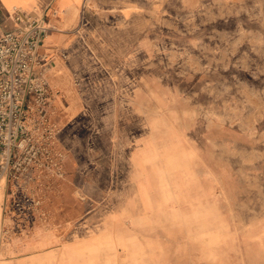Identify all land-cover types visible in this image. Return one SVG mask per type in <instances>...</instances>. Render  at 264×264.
Listing matches in <instances>:
<instances>
[{
  "label": "rangeland",
  "instance_id": "1",
  "mask_svg": "<svg viewBox=\"0 0 264 264\" xmlns=\"http://www.w3.org/2000/svg\"><path fill=\"white\" fill-rule=\"evenodd\" d=\"M140 12L64 65L0 264H264V0Z\"/></svg>",
  "mask_w": 264,
  "mask_h": 264
},
{
  "label": "built area",
  "instance_id": "2",
  "mask_svg": "<svg viewBox=\"0 0 264 264\" xmlns=\"http://www.w3.org/2000/svg\"><path fill=\"white\" fill-rule=\"evenodd\" d=\"M14 16L23 27L0 32V183L16 185L32 176L43 154L37 137H51L53 60L41 54L51 30L45 18Z\"/></svg>",
  "mask_w": 264,
  "mask_h": 264
},
{
  "label": "crops",
  "instance_id": "3",
  "mask_svg": "<svg viewBox=\"0 0 264 264\" xmlns=\"http://www.w3.org/2000/svg\"><path fill=\"white\" fill-rule=\"evenodd\" d=\"M144 9H149V0H0V32H16L23 27L15 21V11L23 17L35 13L45 18L51 30L41 54L53 60L49 80L54 91L61 86L58 82L69 57L74 58V49L87 43L85 33H111L115 21L122 17L133 25ZM103 42L100 47L110 46Z\"/></svg>",
  "mask_w": 264,
  "mask_h": 264
},
{
  "label": "bare ground",
  "instance_id": "4",
  "mask_svg": "<svg viewBox=\"0 0 264 264\" xmlns=\"http://www.w3.org/2000/svg\"><path fill=\"white\" fill-rule=\"evenodd\" d=\"M1 217V216H0Z\"/></svg>",
  "mask_w": 264,
  "mask_h": 264
}]
</instances>
